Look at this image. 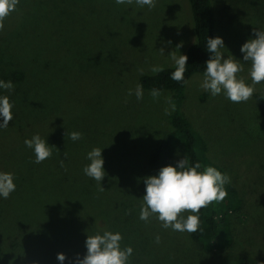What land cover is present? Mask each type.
Here are the masks:
<instances>
[{
    "label": "rangeland",
    "instance_id": "374dc122",
    "mask_svg": "<svg viewBox=\"0 0 264 264\" xmlns=\"http://www.w3.org/2000/svg\"><path fill=\"white\" fill-rule=\"evenodd\" d=\"M211 2L216 37L224 41L220 51L224 59L232 55L243 63L238 79L252 85L240 48L256 38L253 29L264 30V0ZM3 23L0 77L6 78L11 63L23 66L27 83L17 74L7 79L13 90L0 88V97L13 105V120L0 129V172L13 174L16 185L9 198L0 197V264H60L58 253L66 256L64 264H75L87 252V235L104 231L119 232L121 249H133L129 264H193L197 250L189 233L164 229L155 216L147 223L139 219L143 180L158 175L148 158L171 130L173 109L165 97L172 94L161 91L153 99L142 89L141 100L128 95L140 76L153 74L152 66L174 67L168 55H185L193 44L188 0H155L151 10L135 0H19ZM202 82L203 74L190 78L180 111L206 144L210 162L249 203L245 221L234 218L235 250L225 259L239 264L240 250H255L250 237L264 240V120L253 96L233 103L223 92L203 90ZM254 88L264 97V82ZM39 129L53 148L50 158L35 163L24 141ZM71 132L82 139L72 141L65 135ZM96 147L102 150L105 191L83 172ZM182 158L178 149L170 165Z\"/></svg>",
    "mask_w": 264,
    "mask_h": 264
},
{
    "label": "clouds",
    "instance_id": "9594fccd",
    "mask_svg": "<svg viewBox=\"0 0 264 264\" xmlns=\"http://www.w3.org/2000/svg\"><path fill=\"white\" fill-rule=\"evenodd\" d=\"M115 2L118 5L125 3L130 5L133 0H115ZM18 3L19 0H0V30H3L4 20L15 11ZM135 3L140 7L147 6L149 10L155 7V0H135ZM253 34L256 38L249 39L240 48L243 61L250 63L249 76L252 85L246 84L243 78L238 79L237 74L244 70L243 63L232 55L224 59L220 51L225 49L224 41L216 37L207 39L206 48L211 53V57L206 61L203 72V82L200 85L203 90L210 92L212 96L223 92L226 98L233 103L247 102L253 96L254 85L264 82V30L253 29ZM182 46V44L178 45L177 49ZM159 52L164 54L163 49ZM168 56L175 66L170 79L175 82L184 81L188 57L182 54L177 55L176 51ZM149 70L157 74L164 71V68L163 66H152ZM138 71L143 74L144 69ZM0 88L11 91L14 85L11 81H0ZM133 94L137 100H141L143 98L142 86L138 84L135 90H128L129 96ZM150 95L153 99H157L161 95V90L153 88ZM165 102L174 110L175 104L170 96L165 97ZM12 108L9 97H0V117L3 119L0 129L7 128L9 122L13 120ZM165 114H169L168 109H165ZM65 135L74 142L82 139L80 132L65 133ZM24 144L34 151L35 163H41L52 155L53 147H50L39 134L31 139H25ZM86 159L90 163L84 167V174L100 185V191H105L101 187V182L106 176L102 150L98 147L93 148L87 153ZM61 166H63V161H61ZM201 168L200 162L192 164L185 155L177 161L175 167L171 165L162 167L158 175L144 178L143 182L146 187L139 219L147 223L151 217L155 216L164 229L171 228L173 231L189 234L197 232L200 228L198 213L213 202H222L228 195L225 185L231 182L227 174H222L215 167L207 166L202 172L198 171ZM13 180V174L0 172V197L7 199L15 191L16 185ZM185 212L192 214L182 215ZM121 240L122 236L119 232L114 234L104 231L102 235H87L85 241L87 252L83 258L77 256L75 264H129L133 249L131 247L121 249ZM156 242H160L159 236L156 237ZM57 260L60 264H64L66 256L58 253Z\"/></svg>",
    "mask_w": 264,
    "mask_h": 264
},
{
    "label": "trees",
    "instance_id": "16d2710c",
    "mask_svg": "<svg viewBox=\"0 0 264 264\" xmlns=\"http://www.w3.org/2000/svg\"><path fill=\"white\" fill-rule=\"evenodd\" d=\"M188 4L195 40L185 53L188 61L184 81L175 82L170 79L175 66L164 68V71L157 74L142 75L138 79V84L142 86L143 90L151 91L153 88H157L161 91L170 92L172 102L175 104L174 110L169 115L171 130L163 137L148 158V167L156 174L159 173V169L172 163L174 154L178 149L182 152L183 158L185 155L188 156L190 163L200 162L202 164V168L198 171L202 172L207 166L215 167L219 171V168L211 163L206 155V144L197 137L191 123L180 111V104L184 98V89L188 81L195 74H203L206 61L211 57V53L206 48L207 39L216 38V19L211 0H188ZM6 65L9 66L10 70L7 72L6 78L0 77V81L8 82L7 79H15V76L19 74L24 81L23 85L26 86V72L23 66L11 63ZM24 96H26V91ZM253 97L257 102L259 114L264 120V97L258 93H254ZM53 114L54 111L46 114V119H51ZM41 132L40 129L37 130V134H41ZM31 136H34V133ZM225 189L228 193L227 197L222 202H213L208 207L201 209L198 213L200 228L197 232L189 234L190 241L197 250L196 254L192 256V261H190L193 264L198 263V261L200 264H222L223 262V264H230L225 259L230 257L232 250H235L233 221L235 217H238L240 222L245 221L249 213V203L240 197L235 187L230 184H226ZM4 206L5 203L3 206L2 203L0 204V208ZM262 227L264 233V224ZM258 239L250 237L247 240L252 248L255 247V250L250 252L245 249L240 250L239 264L261 262L260 259L264 257V240L260 244ZM249 253L252 255L254 253L255 257H248L247 254ZM256 256L257 259L255 260ZM262 261L264 262V259Z\"/></svg>",
    "mask_w": 264,
    "mask_h": 264
}]
</instances>
